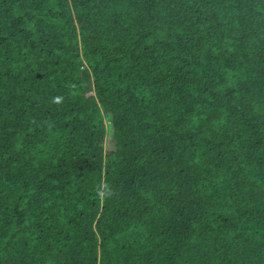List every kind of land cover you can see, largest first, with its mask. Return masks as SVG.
I'll use <instances>...</instances> for the list:
<instances>
[{"label": "trees", "instance_id": "obj_1", "mask_svg": "<svg viewBox=\"0 0 264 264\" xmlns=\"http://www.w3.org/2000/svg\"><path fill=\"white\" fill-rule=\"evenodd\" d=\"M0 264H264V0H0Z\"/></svg>", "mask_w": 264, "mask_h": 264}, {"label": "rangeland", "instance_id": "obj_2", "mask_svg": "<svg viewBox=\"0 0 264 264\" xmlns=\"http://www.w3.org/2000/svg\"><path fill=\"white\" fill-rule=\"evenodd\" d=\"M106 146H109V140L107 141Z\"/></svg>", "mask_w": 264, "mask_h": 264}]
</instances>
